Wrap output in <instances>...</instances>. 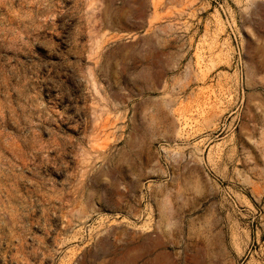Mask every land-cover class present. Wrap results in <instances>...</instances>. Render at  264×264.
Segmentation results:
<instances>
[{
    "label": "rangeland",
    "instance_id": "374dc122",
    "mask_svg": "<svg viewBox=\"0 0 264 264\" xmlns=\"http://www.w3.org/2000/svg\"><path fill=\"white\" fill-rule=\"evenodd\" d=\"M0 264H264V0H0Z\"/></svg>",
    "mask_w": 264,
    "mask_h": 264
}]
</instances>
